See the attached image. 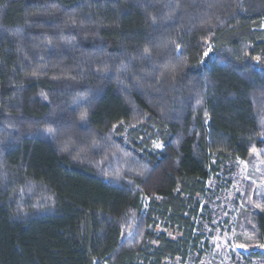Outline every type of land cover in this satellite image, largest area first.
I'll use <instances>...</instances> for the list:
<instances>
[{
    "label": "trees",
    "instance_id": "obj_1",
    "mask_svg": "<svg viewBox=\"0 0 264 264\" xmlns=\"http://www.w3.org/2000/svg\"><path fill=\"white\" fill-rule=\"evenodd\" d=\"M254 153L264 0H0V264L205 262ZM244 195L232 264H262Z\"/></svg>",
    "mask_w": 264,
    "mask_h": 264
},
{
    "label": "rangeland",
    "instance_id": "obj_2",
    "mask_svg": "<svg viewBox=\"0 0 264 264\" xmlns=\"http://www.w3.org/2000/svg\"><path fill=\"white\" fill-rule=\"evenodd\" d=\"M263 173L264 157L259 153H254V159L251 164L240 163L238 182L235 191L219 204L222 214L219 213L220 218H218L216 222L219 224L221 223L223 226H217V229L212 234L210 246L208 248L209 258L200 264H232V255H235L236 258L242 256V254L244 255L245 252L244 250L241 251L242 247L239 246L238 243L242 240H246L248 233L244 228V223L240 226L239 230H236L234 227L236 217L234 213L230 214V212L234 210V195L237 193H242L244 195L245 187L248 186L254 193L263 189ZM244 199H246L245 195ZM226 221H228V223ZM168 234L172 238L175 237L171 232Z\"/></svg>",
    "mask_w": 264,
    "mask_h": 264
}]
</instances>
